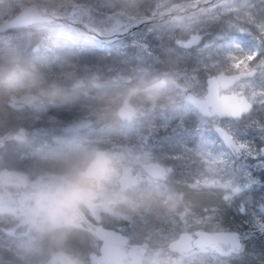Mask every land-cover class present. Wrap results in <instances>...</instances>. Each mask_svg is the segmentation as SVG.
Returning a JSON list of instances; mask_svg holds the SVG:
<instances>
[{"label": "rangeland", "instance_id": "obj_1", "mask_svg": "<svg viewBox=\"0 0 264 264\" xmlns=\"http://www.w3.org/2000/svg\"><path fill=\"white\" fill-rule=\"evenodd\" d=\"M10 1L17 2L22 8L36 3L43 11L54 12L67 0ZM70 1L79 10L77 16L86 18L88 22L103 32L112 33L121 30L138 18L155 15L194 0ZM180 16L136 31L130 37L111 41L103 46H98L94 37L90 35L85 37L84 44L93 54L96 66L93 76H85L81 80L83 83L79 88L82 91H76L79 97L72 96L69 100L67 99L69 92L65 90L66 93L60 99L58 98L54 105L45 101L43 104L24 106L19 110L8 107L6 102L0 99V164L2 172L7 176L16 173L24 174L27 178L28 190H35L45 182L54 179L60 170L59 166H53L45 160L44 157L49 151L62 150L74 143L104 147L102 140H107L111 133L121 134L125 140L122 148L112 150V152L125 155L133 164L136 160H163L169 165L171 163L166 159L184 153L186 149H198L205 140L219 144L220 139L214 131H204V120L197 119L200 118V113L189 102L191 96L186 93L185 89H188L187 92L191 91L204 96L207 92L206 78L210 73L208 68L216 61L228 62V56L235 51L234 45L236 44H240L249 52L259 50L261 56L264 57V41L259 39L258 31L253 33L247 26H238L237 23L229 22V19L233 17L252 25H258L264 31V0H221L211 6L207 13ZM9 17L12 16H6L4 19ZM220 19L228 22L229 27L232 26V29L241 33L243 37H232L219 46L214 45L213 59L209 62H196L193 67L188 69L185 64L190 59L198 57L201 47L208 46L212 51V35L208 32V36L205 35L201 44L189 47L181 46L178 40L181 39L185 42L192 32L204 33L206 29H212V25ZM46 31L57 32L60 39L67 43L80 38V34L68 26L52 28L48 24L39 25L36 28H14L0 32V71L9 69L11 62L17 59L21 53L30 49L35 40L41 36L40 34ZM130 47H133L135 51L133 62H130V65L135 67V74L126 79V81H130L128 86L133 88L144 80L157 83L154 81L157 68L167 73L176 72L177 74H170L172 81L175 82V89L170 88L169 96L180 105V110L169 115L157 113L154 117L152 114L142 116L133 124H123L117 120L108 121V127L111 130H108L107 134L99 135V138L90 134V129L94 127V124L81 130H73L71 123L78 119L70 116L74 106L65 104L71 103L76 98L80 101L83 91L91 89L88 86V81L91 78L99 77L100 82H104V80H112L116 76L115 73L121 71V67L130 70V67L123 63L125 60L121 58V55L127 53ZM199 64L201 65L199 66ZM182 67L183 71H181ZM255 82L258 86H264V70L258 72ZM177 118L180 119L176 120ZM220 119L215 117L205 120L214 124ZM93 120L97 121L96 118ZM220 125L225 126L226 120L222 119ZM240 126L238 121L231 125L234 134L238 135L240 139L254 141L256 146L263 144L259 141L261 134L252 133ZM152 132L155 134L148 138L149 153L144 150L141 140ZM167 132L171 134H167ZM72 138L76 141L69 142V139ZM247 158V154L244 153L241 156L233 157L234 171L238 174L237 184L243 189L241 193L243 194L246 189L257 185L263 188L264 194V167H258L256 161H246ZM180 164L184 166L182 179L199 182L200 185L224 183L228 185V188L223 192L213 188L192 190L189 195L197 200L199 209L193 206L191 200H186V193L179 194V197L173 192L163 194L164 220L161 228L165 231L162 233H166L170 240V238L178 237L181 230L188 228L191 230L226 229V225L214 218L215 214L206 211V209L212 207L213 195H231V190L235 187V184H232L233 179L212 163L205 165L200 170L198 166L191 167L181 161ZM241 165L243 172H238ZM198 170V174H195ZM157 196L155 195V202L159 199ZM169 197L175 198V200H169ZM243 197L249 199L250 196L243 194ZM260 200L257 208H246L245 205H240L236 217H233L227 209H222L220 210L221 219L223 222L231 221L234 224V229L247 232L250 236L253 234L254 237L264 236V233L259 231L258 225L259 221L264 220V196ZM25 201L26 197L18 185L0 182V264H20V257L14 254L20 250L27 253L29 257V260L26 261L27 264L32 260L34 264H62V254L65 252L73 255L80 261V264H98L102 261L99 243L93 236V232L83 223L78 229L56 234L37 231L23 221L20 210ZM155 208H158V203L154 208H142L139 212L123 216L111 217L102 212L90 215L97 220L114 224L127 219L128 224L134 223V225L123 227L137 232L139 229H146L145 220L152 221L147 217H155L153 219L157 222L158 214L156 212L158 209L154 210ZM180 216L194 217L195 223L185 222ZM164 222L166 226H164ZM159 226L160 223L155 227L159 229ZM33 250L36 253H33ZM231 253L227 244L204 245L195 254L183 255L173 261L171 256L162 258L158 254H152L146 257L145 264H234L236 257L229 259ZM253 262L264 263V251L253 253Z\"/></svg>", "mask_w": 264, "mask_h": 264}, {"label": "clouds", "instance_id": "obj_2", "mask_svg": "<svg viewBox=\"0 0 264 264\" xmlns=\"http://www.w3.org/2000/svg\"><path fill=\"white\" fill-rule=\"evenodd\" d=\"M77 77V70L50 78L39 64H17L0 71V99L9 107H31L45 101L54 105L69 83L76 89L82 85L83 81ZM174 84L169 80L158 83L144 80L125 92H103L88 106V111L98 120L115 118L123 124H133L153 113L175 114L180 105L169 96ZM88 86L100 89L99 77L91 78ZM231 92L232 89L214 91L209 87L203 99L189 98V102L209 119L222 118V96ZM44 158L60 170L50 182L29 193L20 210L23 221L37 231L50 234L72 231L81 227L87 214L102 212L117 217L155 203V198L144 196L134 184L121 186V181L130 177L135 167L121 153L74 143L62 150L49 151ZM71 264L80 261L72 260Z\"/></svg>", "mask_w": 264, "mask_h": 264}, {"label": "trees", "instance_id": "obj_3", "mask_svg": "<svg viewBox=\"0 0 264 264\" xmlns=\"http://www.w3.org/2000/svg\"><path fill=\"white\" fill-rule=\"evenodd\" d=\"M21 9L22 7L17 2H13L10 0H0V21H2V19H4V17L6 16H14ZM210 9L211 7H208L200 11H197L195 13H192L190 15L204 14V13H207ZM54 12L58 14H63V15L76 16L79 10L77 9L75 4H72L70 0H67L65 3L57 7L54 10ZM180 17H183V16H180ZM83 19L87 21L86 18H83ZM229 22H232L235 24L237 23L238 26H247L253 33L257 32L255 27H253L252 24L250 23H246L244 21L234 19L233 17L232 19H229ZM157 24H160V23H156L154 25H157ZM39 25H46V24H37V25L29 26V27H20V28H36ZM48 25H50L52 28H56L58 26H67L66 24L60 23V22L48 23ZM70 28L80 34V38L78 40L67 43L61 40L60 39L61 37H59L58 33L55 31L54 32L46 31L44 33H41L40 34L41 36L35 40L33 46L30 49L26 50L25 52L21 53L17 59L12 61L9 68H12L16 66L17 64H19L20 66H24L25 64H28V63H34V64H39L42 67H44L46 71L48 72V75L50 78H56L58 75L68 70H77L78 71L77 78L80 81L84 79L85 76H93L94 74L93 72L96 66L95 60L93 59V54L90 53L88 50L89 47L85 46L84 44L85 37H88V35L79 29H76L73 27H70ZM208 32L212 35L211 36L212 51L210 50L208 46L201 47L199 50L198 57L190 59V61L187 64H185L187 65L188 69L191 66L193 67L196 62L198 63H200L201 61L209 62L211 59H213L214 58L213 54L215 52L214 45L219 46L220 44L229 41L232 37H238V38L243 37L241 33H238L235 30H233L232 26L229 27L228 22H225L223 19H220L219 21L214 23L212 25V29H206L203 33L204 37L205 35L208 36L207 35ZM132 34H130L129 37ZM94 41L96 42L98 46L107 45L111 42V41H104L98 38H95ZM202 42L203 40L199 44H201ZM194 45H198V44H194ZM211 54H212V57H211ZM134 55H135V51L133 47H130L127 53H123L121 55L122 60H125L123 63L126 64L128 67H130V70H128L126 67L125 68L121 67V71L116 72L115 73L116 76L112 80H104V82H100L101 83L100 89L91 87L89 91H86V92L83 91L84 93L81 96L80 101L77 100L76 98L71 103L65 104V105L69 104L70 106L71 105L74 106L72 111L70 112V116H73L77 119H80L82 117L95 118L91 116V114L89 113L88 106L92 104L93 102H95L97 98L101 95V93L103 92H106V93L125 92L131 89V87L128 86V84H130V81H126V79L131 78L135 74L134 65L133 67L130 65V62H133ZM225 64H227L226 61H223V62L216 61L212 63V66L208 68V70H210V73L208 74V76L215 73L214 66L216 65L222 66ZM200 65L201 64H199V66ZM133 68H134V72H133ZM181 69L183 70V67ZM170 74L173 75L177 73L173 71H170L169 73H167V72H164L162 69L157 68L156 78L154 79V81H156L157 83L160 80L172 81V77H170ZM171 88L175 89V85H173ZM66 90L69 92V95L67 98L69 100L72 96L79 97L76 91L77 92L82 91L81 88H78V89L74 88L71 83L67 85ZM187 90L188 89H185L186 93L190 94L191 91L187 92ZM65 93L66 92H64L63 95ZM61 97H59V99ZM6 105L8 106L7 103ZM156 114L157 113H153L152 117H154V115ZM197 119H200V121H202L203 119H208V117L201 116V113H200V118H197ZM113 120H116V119L112 118L106 121L97 119V121L93 122L94 125L92 124L94 127L90 129L91 130L90 134L92 136H96L99 138V135H104V134L109 133L108 130H111V129L108 127V121H113ZM237 121L240 122L242 127H245L250 132L255 133V134H261V137L264 136V132H262L260 128L258 127V125H264V108H256L253 110V112L249 116H246ZM167 134H171V133L167 132ZM261 137L259 141L264 144V139H262ZM71 141H76V139L74 138L69 139V142ZM102 141L104 143V147L107 148L109 151L118 149L119 144H123V146L125 144L124 142L125 140L121 134L116 135V134L111 133L107 140H102ZM249 160H250L249 158L246 159V161H249ZM1 169H2V165L0 164V171L2 172ZM238 172H243L242 165L238 169ZM0 182L5 183L1 178H0ZM18 187L20 186L18 185ZM26 190H28L27 184H26ZM215 190L223 192L224 189L216 188ZM243 194H248L250 196L249 199L244 198ZM243 194L242 193L239 194V196L233 200L231 205H228L227 207L222 205L220 210L227 209V211L233 217H236L238 215L240 205H245L246 208H257L261 201L260 198L264 196L263 188L257 185H254L251 189H246L245 193ZM219 197L220 195L218 194L213 195L214 200H213L212 207H216V204L219 202ZM224 224L226 225L227 228L234 229V224L231 221L230 222L224 221ZM84 226L87 227L85 224ZM261 237L262 236L260 235L259 237H254V238L260 239ZM32 252L36 253L34 250ZM14 254L20 257L19 258L20 264H27L26 261L29 260V257L25 251L20 250L18 252H15ZM28 264H34L33 260L31 261V263H28ZM234 264H236V259L234 260ZM254 264H264V263L254 262Z\"/></svg>", "mask_w": 264, "mask_h": 264}, {"label": "snow or ice", "instance_id": "obj_4", "mask_svg": "<svg viewBox=\"0 0 264 264\" xmlns=\"http://www.w3.org/2000/svg\"><path fill=\"white\" fill-rule=\"evenodd\" d=\"M253 7L256 6L253 5ZM252 26L260 34L259 39L264 41V31L258 25ZM198 40L199 37L193 34L189 40L180 44L183 47H189L196 44ZM234 48L235 51L228 56L227 64L214 66L215 74L207 79L206 82L207 85L216 83L217 87L222 83L225 88L232 89L231 97L235 101L234 110L229 113H224L223 117L217 123L210 124L203 119L204 131L216 132L220 137V143L217 144L216 142L205 140L198 149H186L184 153L170 157L191 167L198 166L199 170L209 163L215 164L233 179L235 187L232 188L231 195L225 196L221 194L216 207L206 209V211L214 213V218L220 220L223 225L224 222L220 214L221 206L227 207L231 205L233 200L243 191L237 184L238 174L234 171L233 157L244 153L247 154L250 160L256 161L258 167H264V147L256 146L254 141L240 139L238 135L234 134L231 127L237 120L249 116L254 109L264 108V86H258L255 82L257 73L264 70V57L261 56L259 50L249 52L240 44L234 45ZM181 71L183 70L181 69ZM189 74L198 76L193 73ZM201 116L204 115L201 113ZM178 119L180 118L176 120ZM222 119L226 120L224 127L219 126ZM258 127L264 132V125H258ZM155 132L145 135L141 140V144L147 152H149L148 138L155 134ZM261 138L264 139V136ZM217 148L220 150L217 151ZM199 170L195 174H198ZM172 171L173 169L171 167H166L161 170L163 174L169 175ZM258 225L259 231L264 233V220L259 221ZM226 229L234 242L229 259L236 257V264H254L253 253L264 251V236L260 239H255L254 234L250 236L247 232H233L228 228Z\"/></svg>", "mask_w": 264, "mask_h": 264}, {"label": "water", "instance_id": "obj_5", "mask_svg": "<svg viewBox=\"0 0 264 264\" xmlns=\"http://www.w3.org/2000/svg\"><path fill=\"white\" fill-rule=\"evenodd\" d=\"M219 1L221 0H194L185 5L163 11L159 14L138 18L130 22L129 24H127L121 30L112 32V33H106V32L99 30L94 25H92L90 22L84 20L83 18L77 15L70 16V15L58 14L55 12H46V11H43L42 8L38 4L33 3V4H29L26 7L22 8L14 16L0 21V32H4V31L14 29V28L29 27V26L37 25V24H48V23L60 22V23L66 24L69 27L79 29L82 32L86 33L87 35H90L92 37H95V38H98L104 41H118V40H121L129 36L132 33H135L136 31L142 30L144 28H149L156 23L165 22L167 20L173 19L176 16L189 15V14L195 13L197 11H200L202 9L215 5ZM53 13H55V15H53ZM193 34L199 37V40L196 44H199L204 39L203 33L192 32L189 35V37L186 39V41L189 40V38ZM178 43H181V40H178ZM214 74L215 73H213L212 75ZM212 75L207 76L206 82H207V79H209ZM209 87H211V89L214 91H219L221 89H227L223 86L222 83L220 84L219 87H217L216 83L209 84L207 85V92L205 93V95L208 93ZM190 96L193 100L203 99L204 97L202 95H199L193 92H190ZM193 106L196 107V105L194 104ZM234 106H235V101L234 99H232L231 94H225L222 96V111L224 113H229L233 111ZM23 107H24L23 105H16L11 108L19 110V109H22ZM93 121L94 120L91 117L78 119L71 123V128L73 130H81L83 128L90 126L93 123ZM219 126L224 127L223 125H220V124ZM217 136L219 137L218 134ZM119 146L122 147L123 144H119ZM103 149H106V148H103ZM142 166L145 169V171L148 172L153 177H161V178L166 177V174H163L161 172V170L166 167L161 163L154 162V161H146V162H142ZM0 178L6 184L19 185L21 188V192L25 197H27L29 193L34 191V190H30V191L26 190L27 178L22 173H16V174L7 176L6 174L0 171ZM137 180H138L137 175L134 174L133 172V174L130 177H126L125 179L121 181V186H127L130 183L135 184ZM208 186L220 187V188L227 187V185L224 183H209ZM83 222L99 238L103 240L101 251L103 253V263L104 264H125V258L128 255L135 256V253L138 250L145 251L147 249V246H148L147 243L145 244L136 243V244L130 245V249L128 253V251L118 246L120 244H123V245L126 244V242L128 241L127 235L123 234L122 232L114 228L105 227L101 223H95L88 216L86 220H84ZM230 231L236 232L237 230L232 229ZM220 243L229 245L232 250V245L234 242L232 241L230 235L228 234L227 229L226 230H215V231L199 230L197 231V236L194 238V240H193V236L190 234L189 231H183L181 232L178 238L172 240L168 244V247L169 249L179 252V253L194 254L198 250V248L203 245L220 244ZM72 260H77V259L70 253L65 252L62 254V264H71Z\"/></svg>", "mask_w": 264, "mask_h": 264}, {"label": "flooded vegetation", "instance_id": "obj_6", "mask_svg": "<svg viewBox=\"0 0 264 264\" xmlns=\"http://www.w3.org/2000/svg\"><path fill=\"white\" fill-rule=\"evenodd\" d=\"M183 42H184V40H182L181 43H183ZM213 118H215V117H213ZM217 118H219V117H217ZM262 146H264V144H262L261 147ZM122 147H120L118 145V148H122ZM241 155L242 154H240V156ZM166 160H168L171 164L168 165V164L164 163L163 160H161V161L149 160V161L161 163L165 167H171L173 169L172 173L170 175L166 174L165 178L153 177L148 172H146L142 166V162H146V161L136 160V162L134 164V166H135L134 167V174H136L137 178H138L137 182L134 185L137 188V190L140 193H142L144 196H147V197L155 198V195H158L157 197L159 199L157 202L152 203V204H148L145 207H143V208H154L155 204L158 203V208L154 209V210L158 209V212L155 211L158 214L157 222H155V219H153L155 217H153V218L147 217V218L152 219V221L145 220L144 223L146 225V229L142 228V229H139V231H137V232H132L129 228L123 227L125 225H127L128 227L134 225V223L128 224L127 219H124L123 221H121L117 224H114V223H109L107 221L97 220L96 218H94L90 214H87V216L93 222L101 223L105 227L114 228V229L122 232L123 234L127 235L128 241L126 242V244L125 245L120 244L118 246L125 249L126 251H128V253H129L130 245H132V244H136V243H138V244L147 243L148 244L147 249L145 251L138 250L135 253V256L128 255L125 258V264H145L146 257L149 255H152V254H158L162 258H167L168 256H171L172 261L174 259H176L177 257L183 256V255H193V254L179 253V252H176V251L169 249L168 244L172 240L178 238L180 235L178 237L176 236V238H170V240H168L167 234L162 233L163 231H165L161 228L162 224H163L162 221L164 220V216H163L164 212L162 210V200H163L162 195L173 192V193L177 194V197H179L178 196L179 194L186 193V195H185L186 200H191L193 202V206H195L196 209H199L197 200H194V198H192L189 195L192 192V190H196V189L209 190L210 188H213V189L220 188V187H211V186H208V184L207 185H200L199 182H191V181L182 179L184 177L182 174L183 173L182 170L184 169V166L182 164H180V161H177L174 159H166ZM227 188H228V185L226 188H221V189H227ZM174 200H175V198L172 199V201H174ZM212 204H213V201H212ZM180 218L185 222L195 223V219H193L194 217H189V218L188 217H180ZM137 219H139V218H137ZM139 220H142V219H139ZM142 221H144V220H142ZM159 223H160V226H159V229H157L155 226L158 225ZM164 226H166L165 222H164ZM199 230H206V229L191 230V228H188V229L181 230L180 234L183 231H189L190 234L193 236V240H194V238L197 236V231H199ZM222 230H226V229H222ZM229 230H232V229H229ZM234 230H236V229H234ZM150 231H153V232H150ZM210 231H215V230H210ZM93 236H95V238L97 239V241L99 243V252L102 255V261H100L98 264H104L103 263V253L101 251V247L103 245V240L101 238H99L94 232H93ZM95 242H96V240H95ZM209 245H215V244H209ZM201 247H199L198 250ZM229 249L232 252L230 246H229Z\"/></svg>", "mask_w": 264, "mask_h": 264}]
</instances>
